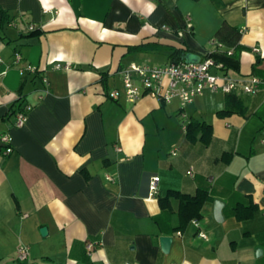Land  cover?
<instances>
[{"label":"crops","instance_id":"1","mask_svg":"<svg viewBox=\"0 0 264 264\" xmlns=\"http://www.w3.org/2000/svg\"><path fill=\"white\" fill-rule=\"evenodd\" d=\"M223 23L240 32L242 50L234 68L215 62L212 73L264 81V0H0V137L12 148L0 142V264H19L21 246L24 264H264V86L235 91L244 113L222 115L225 93L186 107L149 95L129 102L120 74L185 63L170 57L175 49L200 61L231 56L214 41ZM191 121L211 126L207 145L187 138ZM199 188L210 199L181 228L178 200L162 209L159 198ZM249 197L256 212L237 220L232 207Z\"/></svg>","mask_w":264,"mask_h":264},{"label":"built area","instance_id":"2","mask_svg":"<svg viewBox=\"0 0 264 264\" xmlns=\"http://www.w3.org/2000/svg\"><path fill=\"white\" fill-rule=\"evenodd\" d=\"M30 29H33V27H30ZM231 54L232 51H229L228 55ZM20 60V56L16 55L15 63H19ZM215 66L218 65L211 58H206L194 64L182 62L163 67L131 65L120 72L125 98L129 102L134 103L141 97L149 95L165 103L178 100L182 107H186L205 91L228 94L239 90L244 94L255 95L264 86V81L257 77L239 81L228 76H218L212 73V68ZM54 68L56 70H69L71 66L56 63ZM27 71L35 73L37 69L27 67ZM44 82L46 83L45 79ZM108 97L112 100H117L119 92L112 91L108 93ZM30 109L29 106H24L18 110L15 116V127L19 128L23 125ZM0 142L6 147V154L12 152L10 147L11 138L8 135H2ZM188 174L191 175V172H188ZM107 179L112 180L110 177H107ZM158 192L159 178L155 176L149 182V196L152 198L156 197ZM193 223L196 224L197 221L193 220ZM199 235L205 238L204 234L199 233ZM27 258L28 248L19 247L16 251V261L19 264H24Z\"/></svg>","mask_w":264,"mask_h":264},{"label":"trees","instance_id":"3","mask_svg":"<svg viewBox=\"0 0 264 264\" xmlns=\"http://www.w3.org/2000/svg\"><path fill=\"white\" fill-rule=\"evenodd\" d=\"M240 36L241 34L236 28L231 27L227 23H223L214 34V41L233 49V54L227 56L226 53H211L207 58H211L216 63H223L227 68H234L242 50L239 45ZM141 48L143 47H138V49ZM181 54L182 52L175 49L172 50L170 57L174 58V61H179ZM238 102L239 98L234 92L226 94V108L221 112L222 115H229L234 112L244 113V109L235 108ZM211 134V126L204 122L191 121L186 126V136L191 141H194L200 135L201 142L207 145L210 141ZM170 198H175L179 202L178 215L182 228L188 222L201 218V209L204 203L210 199V196L207 190L200 188L194 196L182 194L177 191H169L165 197L159 198V204L162 209L170 208ZM231 210L237 220H248L253 217L257 210V205L249 197L246 203H236Z\"/></svg>","mask_w":264,"mask_h":264},{"label":"water","instance_id":"4","mask_svg":"<svg viewBox=\"0 0 264 264\" xmlns=\"http://www.w3.org/2000/svg\"><path fill=\"white\" fill-rule=\"evenodd\" d=\"M181 61H184L186 64H194V63H198L200 61V56L195 54V53H182L181 57H180ZM224 206V202L216 199L214 200V208H213V215L214 218L217 222H220L222 220V214H221V209ZM42 236H45L46 234V229L42 228L40 230ZM170 243H171V238L170 237H166V236H162L160 237V244L162 247L163 252L167 253L170 247ZM262 253V249L261 248H256L255 249V256L259 257Z\"/></svg>","mask_w":264,"mask_h":264}]
</instances>
